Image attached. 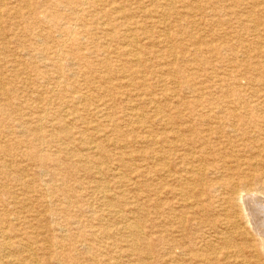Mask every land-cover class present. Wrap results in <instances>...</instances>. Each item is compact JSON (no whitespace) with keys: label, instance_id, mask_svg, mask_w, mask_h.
Wrapping results in <instances>:
<instances>
[{"label":"rangeland","instance_id":"rangeland-1","mask_svg":"<svg viewBox=\"0 0 264 264\" xmlns=\"http://www.w3.org/2000/svg\"><path fill=\"white\" fill-rule=\"evenodd\" d=\"M124 1L0 2V264H205L191 252L217 240L206 225L225 219L216 185L226 173L203 171L192 157L208 132L200 115L236 110L264 126V0ZM205 156L224 159L212 150ZM194 222L206 225L199 232Z\"/></svg>","mask_w":264,"mask_h":264},{"label":"bare ground","instance_id":"bare-ground-1","mask_svg":"<svg viewBox=\"0 0 264 264\" xmlns=\"http://www.w3.org/2000/svg\"><path fill=\"white\" fill-rule=\"evenodd\" d=\"M3 1H6V0H3ZM3 1H0L1 3ZM24 0H22L23 2ZM58 1V0H57ZM86 0H84L85 2ZM110 1V0H108ZM119 1V0H118ZM124 1V0H123ZM131 1V0H130ZM133 1V0H132ZM176 1V0H175ZM188 1V0H187ZM10 2V1H8ZM19 2V1H17ZM28 2V1H27ZM35 2V1H34ZM50 2V1H49ZM69 2V1H68ZM83 2V3H84ZM95 2V1H93ZM126 2V0L124 1ZM123 2V3H124ZM157 2V1H156ZM167 2V1H166ZM178 2V1H177ZM25 3V2H24ZM29 3V2H28ZM75 3V2H74ZM82 3V2H80ZM82 3V4H83ZM121 3V2H119ZM180 3V1H179ZM178 3V5H179ZM192 3V2H191ZM20 4V2H19ZM22 4V3H21ZM71 4V3H70ZM91 4V2H90ZM94 4V3H93ZM96 4V3H95ZM105 4V1L104 3ZM127 4V3H126ZM136 4V3H135ZM165 4V3H164ZM171 4V3H169ZM260 4V3H259ZM4 5V4H3ZM6 5V4H5ZM113 5V4H112ZM2 6V5H1ZM22 6V5H21ZM24 6V4H23ZM114 6V5H113ZM123 6V5H122ZM136 6V5H135ZM134 6V7H135ZM259 6V5H258ZM16 7H19L17 6L16 4ZM64 7V6H63ZM84 7V6H82ZM93 7V6H92ZM96 7V6H95ZM94 7V8H95ZM108 7V6H107ZM133 7V8H134ZM171 7V6H170ZM173 7V6H172ZM198 7V6H197ZM23 9V7H21ZM25 8V7H24ZM73 8V7H72ZM127 8V7H126ZM132 8V9H133ZM136 8V7H135ZM175 8V7H174ZM200 8V7H199ZM42 9V8H41ZM67 9V8H66ZM69 9V8H68ZM89 9V8H88ZM111 9V8H110ZM120 9V8H119ZM143 9V8H142ZM13 10V9H12ZM24 10V9H23ZM54 10V8H53ZM71 10V9H70ZM114 10V9H113ZM137 10V9H136ZM9 11V10H8ZM17 11V10H16ZM27 11V10H26ZM69 11V10H68ZM79 11V10H78ZM94 11V10H93ZM92 11V13H93ZM110 11V10H109ZM115 11V10H114ZM117 11V10H116ZM135 11V9L133 10ZM132 11V12H133ZM97 12V11H96ZM6 13V12H5ZM79 13V12H78ZM92 13L90 15H92ZM100 13V12H99ZM111 13V12H110ZM129 13V12H128ZM136 13V12H135ZM139 13V11L137 12ZM136 13V14H137ZM164 13V12H163ZM187 13V12H186ZM199 13V12H198ZM34 14V13H33ZM188 14V13H187ZM197 14V13H196ZM235 14V13H234ZM240 14V13H239ZM1 15V14H0ZM16 15V14H15ZM28 15V14H27ZM64 15V14H63ZM68 15V14H67ZM86 15H88L87 11H86ZM104 15V14H103ZM127 15V13H126ZM130 15V14H129ZM135 15V14H134ZM166 15V13H165ZM172 15V14H171ZM12 16V13L11 15ZM26 16V14H25ZM137 16V15H136ZM193 16V15H192ZM198 16V15H197ZM14 17V15H13ZM17 17V16H16ZM29 17V16H28ZM35 17V16H34ZM51 17V16H50ZM72 17V16H71ZM91 17V16H90ZM104 17L106 18V16L104 15ZM128 17V16H127ZM144 17V16H143ZM10 18V17H9ZM15 18V17H14ZM18 18V17H17ZM20 18V17H19ZM66 18H69L66 16ZM87 18V17H86ZM114 18H117V17H113V20ZM125 18V17H124ZM142 18V17H141ZM251 18V17H250ZM145 19V18H144ZM259 19V18H258ZM4 20V19H3ZM6 20V18H5ZM18 20V19H17ZM64 20V19H62ZM77 20V19H76ZM83 20V19H82ZM85 20V19H84ZM90 20V19H89ZM106 20V19H105ZM141 20V19H140ZM255 20V19H254ZM1 21V20H0ZM9 21V20H7ZM11 21V20H10ZM16 21V20H15ZM29 21V20H28ZM97 21V20H96ZM101 21V20H99ZM107 21V20H106ZM166 21V20H164ZM173 21V20H172ZM171 21V22H172ZM236 21V20H235ZM234 21V22H235ZM24 22H27L24 21ZM22 21V23H24ZM43 22V21H42ZM75 22V21H74ZM20 23V21H19ZM119 23H122V22H119ZM133 23V22H132ZM155 23V22H154ZM157 23V22H156ZM201 23L203 24V22L201 21ZM237 24V21L235 22ZM4 24H5V21H4ZM13 25V23H11ZM35 24V23H34ZM135 24V23H134ZM188 24V23H187ZM190 24V23H189ZM78 25V24H77ZM82 25V24H81ZM102 25V24H101ZM116 25V24H115ZM122 25V24H121ZM133 25V24H132ZM163 25V24H162ZM240 25V24H239ZM8 26V25H7ZM22 26V25H21ZM29 26V25H28ZM36 26V25H35ZM95 26V25H94ZM111 26V25H109ZM118 25H116L117 27ZM134 26V25H133ZM132 26V27H133ZM149 26V25H148ZM182 26L183 23H182ZM189 26V25H188ZM191 26V25H190ZM189 26V27H190ZM200 26V24H199ZM235 26V25H234ZM237 26V25H236ZM246 26V25H245ZM6 26H4L5 28ZM82 27V26H81ZM98 27V26H97ZM100 27V26H99ZM195 27V26H194ZM16 28V27H15ZM66 28V27H65ZM102 28V27H101ZM100 28V31H102ZM118 28V27H117ZM197 28V27H196ZM194 28V29H196ZM7 29H9V27H7ZM12 29V27H11ZM84 29V28H83ZM99 29V28H98ZM153 29V28H152ZM249 29V28H248ZM13 30V29H12ZM29 30V29H28ZM31 30V29H30ZM39 30V29H38ZM70 30V29H69ZM145 30V29H144ZM177 30V29H176ZM112 31V29H111ZM109 31V32H111ZM127 31V30H126ZM151 31V30H150ZM164 31V30H163ZM6 32V30H5ZM14 32H15V29H14ZM87 32V31H86ZM99 32V31H97ZM108 32V31H107ZM143 30H142V34H143ZM149 32V31H148ZM152 32V31H151ZM178 32V30L176 31ZM49 33V32H48ZM67 33V32H66ZM72 33V32H71ZM128 33V32H127ZM155 33V32H154ZM167 33V32H165ZM179 33V32H178ZM184 33V32H183ZM226 33V32H225ZM252 33V32H251ZM23 34V33H22ZM50 34V33H49ZM79 34V32H78ZM80 34L81 31H80ZM108 34V33H107ZM121 34L124 35V33L121 31ZM120 34V35H121ZM137 34V33H136ZM169 34V33H168ZM63 35V34H62ZM72 35V34H71ZM83 35V34H82ZM94 35V34H92ZM119 35V34H118ZM156 35V34H154ZM195 35H196V32H195ZM1 36V35H0ZM18 36V35H17ZM79 36V35H78ZM88 36H89V33H88ZM91 36V35H90ZM89 36V37H90ZM95 36V35H94ZM103 36H104V33H103ZM150 36V35H149ZM167 36V35H166ZM192 36V35H191ZM205 36V35H204ZM210 36V35H209ZM26 37V36H25ZM34 37V36H33ZM37 37V36H36ZM51 37V36H50ZM57 37V36H56ZM55 37V38H56ZM130 36H128L129 38ZM17 38V37H15ZM49 38V37H46V39ZM95 38V37H94ZM103 38V37H102ZM101 38V39H102ZM106 38V37H105ZM122 38V37H121ZM127 38V36H126ZM131 38V37H130ZM198 38V37H197ZM4 39V38H3ZM45 39V40H46ZM69 39V38H68ZM90 39V38H89ZM88 39V40H89ZM92 39V38H91ZM118 39V42L119 43V37L117 38ZM123 39V38H122ZM173 39V38H171ZM186 39V38H185ZM227 39V38H226ZM248 39V38H247ZM41 40V39H40ZM109 40V39H107ZM114 41L115 38L113 39ZM144 40V39H142ZM146 40V39H145ZM38 41V40H37ZM121 41V40H120ZM123 41V40H122ZM121 41V42H122ZM140 41V40H139ZM175 41V39H174ZM172 41V42H174ZM181 41V40H180ZM227 41V40H226ZM20 44L22 43L21 41H19ZM47 42V41H46ZM105 42V41H104ZM111 42V41H110ZM125 43V41H123ZM136 42V41H135ZM142 43V41H140ZM176 42V41H175ZM228 42V41H227ZM24 43V42H23ZM43 43H44V39H43ZM112 43V42H111ZM115 43V42H114ZM123 43V44H124ZM153 43V42H151ZM162 43V42H160ZM194 43V42H193ZM19 44V43H18ZM17 44V45H18ZM91 44V43H90ZM134 44V43H132ZM185 44V43H184ZM192 44V43H190ZM2 45V44H1ZM0 45V46H1ZM15 45V43H14ZM48 45V44H47ZM50 45V44H49ZM60 45V43L58 44ZM121 45V44H120ZM127 45V44H126ZM149 45V44H148ZM147 45V47H148ZM188 45V44H187ZM29 46V45H28ZM71 46V45H69ZM75 46V45H74ZM117 46V45H116ZM131 46V45H130ZM134 46V45H133ZM145 46V45H144ZM262 46V45H261ZM2 47V46H1ZM20 47V46H19ZM30 47V46H29ZM121 47V46H120ZM119 47V48H120ZM151 47V45H150ZM153 47H154V44H153ZM224 47V46H223ZM263 47V46H262ZM21 48V47H20ZM53 48V47H52ZM60 48V47H59ZM67 48V46H66ZM2 49V48H0ZM32 49V48H31ZM43 49V48H42ZM68 49V48H67ZM104 49V50H103ZM102 50L104 51L105 53V49L106 48H103ZM121 49V48H120ZM119 49V50H120ZM162 49V48H161ZM181 49V48H180ZM225 49V48H224ZM228 49V48H227ZM250 49V48H249ZM4 50V49H3ZM57 50V49H56ZM59 50V49H58ZM81 50V48L79 49ZM229 50V49H228ZM66 51V50H65ZM64 51V52H65ZM95 51V49H94ZM93 51V52H94ZM102 51V52H103ZM123 51V50H122ZM148 50H146L147 52ZM7 52V51H5ZM16 52V51H15ZM24 52V51H23ZM50 52V51H49ZM97 52V51H96ZM107 52V50H106ZM135 52V51H134ZM222 52V51H221ZM3 53V52H2ZM8 53V52H7ZM13 53V52H12ZM22 53V52H21ZM58 53V52H57ZM66 53V52H65ZM120 53L122 54V52L120 51ZM124 53V51H123ZM132 53V52H131ZM153 53H154V50H153ZM168 53V52H167ZM217 53V52H216ZM241 53V52H240ZM56 54V53H55ZM126 54V53H125ZM155 54V53H154ZM257 53H255L256 55ZM5 55V53H4ZM9 55V53H8ZM14 55V54H13ZM17 55V54H16ZM20 55V54H19ZM25 55V53H24ZM30 55V54H29ZM46 55V54H45ZM67 55V54H66ZM92 55V54H91ZM109 55V53H108ZM114 55V54H113ZM124 55V54H123ZM156 55V54H155ZM168 55V54H167ZM258 55V54H257ZM256 55V56H257ZM107 56V54L105 55ZM120 57H122V55H119ZM137 56V55H136ZM163 56V55H162ZM248 56V55H247ZM263 56V55H262ZM12 56H10L9 58H11ZM17 57V56H15ZM66 57V56H65ZM138 57V56H137ZM217 57H219L217 55ZM239 57V56H238ZM26 58V57H25ZM48 58V57H47ZM68 57H66L65 59H67ZM93 58V57H92ZM107 58V57H105ZM125 58V57H124ZM139 58V57H138ZM196 58V57H195ZM6 59V57H5ZM4 59V60H5ZM35 59V58H34ZM38 59V58H37ZM55 59V58H54ZM82 58H80L81 60ZM94 59V58H93ZM126 59V58H125ZM219 59V58H218ZM240 59V58H238ZM263 59V58H262ZM2 60V59H1ZM11 60V59H10ZM17 60H20L18 59L17 57ZM23 60V59H22ZM49 60V59H48ZM53 60V59H52ZM108 60H109V57H108ZM113 60V59H112ZM191 60V58H190ZM67 61V60H66ZM84 61V60H83ZM104 60L102 59V62ZM118 61V60H117ZM127 61V60H126ZM173 61V60H172ZM12 62V61H11ZM14 62V60H13ZM23 62V61H21ZM26 62H29V61H26ZM25 62V63H26ZM40 62V61H39ZM55 62V61H54ZM58 62V61H57ZM68 62V61H67ZM66 62V63H67ZM105 62V61H104ZM128 62V61H127ZM137 62V61H136ZM167 62V61H166ZM6 63V62H4ZM10 63V61H9ZM24 63V62H23ZM24 63V64H25ZM31 63V62H30ZM37 63V61H36ZM65 63V64H66ZM129 63V62H128ZM252 63V62H251ZM262 63V62H261ZM20 64V67L21 66V63ZM43 64V63H42ZM50 64V63H49ZM104 64V63H103ZM111 64V63H110ZM239 64V63H237ZM23 65V64H22ZM26 65V64H25ZM84 65V64H83ZM91 65L92 62H91ZM109 65V64H108ZM164 65V64H163ZM28 66V65H26ZM55 66V65H54ZM53 66V68H54ZM88 66V65H87ZM86 66V67H87ZM98 66V65H97ZM114 66V65H113ZM116 66V65H115ZM119 66V65H117ZM161 66V65H160ZM197 66V65H196ZM199 66V65H198ZM246 66V65H245ZM51 67V66H50ZM56 67V66H55ZM65 67V66H64ZM100 67V66H99ZM102 67V66H101ZM100 67V68H101ZM120 67V66H119ZM131 67V66H128V68ZM136 67V66H135ZM200 67V66H199ZM16 68V67H15ZM28 68H30L28 66ZM42 68V67H41ZM88 68V67H87ZM103 68V67H102ZM31 69V68H30ZM29 69V70H30ZM43 69V68H42ZM55 69V68H54ZM115 69L117 68H114L113 71H115ZM122 69V68H121ZM200 69V68H199ZM56 70V69H55ZM111 70V68H110ZM166 70V69H164ZM186 70V69H185ZM184 70V72H186ZM221 70V69H220ZM257 70V69H256ZM34 71V70H33ZM66 71L67 68H66ZM97 71V70H96ZM104 71V70H103ZM102 71V72H103ZM120 71V70H119ZM169 71V70H168ZM167 71V73H168ZM65 72V71H64ZM165 72V71H164ZM21 73H24V72H21ZM127 73V72H125ZM212 73V72H211ZM253 73V72H252ZM33 73H31L32 75ZM74 74V73H73ZM81 74V73H80ZM101 74V73H100ZM104 74V73H103ZM110 74V73H109ZM117 74L118 71H117ZM5 75V74H4ZM9 75V74H8ZM13 75V74H12ZM16 75V74H15ZM19 75V74H17ZM23 75V74H22ZM25 75V74H24ZM171 75V74H170ZM197 75V74H196ZM214 75V74H213ZM253 75V74H252ZM258 75V74H257ZM27 76V74H26ZM33 76V75H32ZM35 76V75H34ZM49 76V75H48ZM61 76V75H60ZM63 76V75H62ZM82 76V75H81ZM173 76V75H172ZM187 76V75H186ZM1 77V75H0ZM18 77V76H17ZM129 77V76H128ZM37 78V76H36ZM52 78V77H51ZM76 78V77H75ZM171 78V77H170ZM89 79V77H88ZM99 79V78H98ZM175 79V78H174ZM17 80V79H16ZM34 80H36L34 78ZM56 80V78H55ZM54 80V81H55ZM76 80V79H74ZM73 80V81H74ZM81 80V79H80ZM193 80V79H192ZM6 81V80H5ZM13 81V80H12ZM173 81V80H171ZM7 82V81H6ZM15 82V80H14ZM26 82V81H25ZM39 82V81H37ZM47 82V81H46ZM12 83V82H11ZM41 83V81H40ZM109 83V81H108ZM138 83V82H136ZM159 83V82H158ZM170 83V81L168 82ZM177 83V82H176ZM14 84V83H13ZM26 84V83H25ZM29 84V83H28ZM50 84H53V82ZM126 84V83H125ZM140 84V83H139ZM153 84V83H152ZM157 84V83H156ZM36 84H33L32 86H34ZM41 85V84H40ZM47 85V84H46ZM77 85V84H76ZM119 85V83H118ZM127 85V84H126ZM10 86V85H9ZM24 86V85H23ZM29 86V85H28ZM37 86V85H36ZM103 86V85H102ZM129 86V85H128ZM152 86V85H151ZM159 86V85H158ZM196 86H197V83H196ZM224 86V85H223ZM238 86V85H237ZM43 87V86H42ZM110 87V85H109ZM133 87V86H132ZM30 88V87H29ZM35 88V86H34ZM86 88V86L84 87ZM97 88V87H96ZM126 88V87H125ZM54 90V88H52ZM95 89V88H94ZM112 89V87L110 88ZM32 90V89H31ZM98 90V89H97ZM166 90V89H164ZM248 90V89H247ZM37 91V90H36ZM35 91V92H36ZM41 91V90H39ZM38 91V92H39ZM46 91V90H45ZM55 91V90H54ZM99 91V90H98ZM26 92V91H25ZM28 92V91H27ZM56 92V91H55ZM62 91H60L61 93ZM69 92V90H68ZM108 93V91H106ZM250 92V91H249ZM3 93V92H2ZM70 93H73V92H70ZM141 93V92H140ZM17 94V93H16ZM77 94V93H76ZM99 94V93H98ZM25 95V94H24ZM27 95V94H26ZM96 95V94H95ZM142 95V93H141ZM3 96V95H2ZM22 96V95H21ZM37 96V94H36ZM100 96V95H99ZM264 96V95H263ZM39 97V96H38ZM38 97H35V98H38ZM60 97L61 94H60ZM140 97V96H139ZM203 97V96H202ZM6 98V97H5ZM11 98V97H10ZM24 98V97H23ZM26 98V96H25ZM57 98V96H56ZM73 98V97H72ZM87 98V97H86ZM93 98V97H91ZM2 99H4L2 97ZM1 99V100H2ZM55 99V98H54ZM74 99V98H73ZM84 99V98H82ZM123 99V98H122ZM36 100V99H35ZM64 100L66 101L65 97H64ZM93 100V99H92ZM97 100V98H96ZM99 100V99H98ZM97 100V101H98ZM105 99H103L104 101ZM109 100V99H108ZM117 100V98H116ZM121 100V98H120ZM125 100V99H124ZM123 100V102H124ZM7 101V100H6ZM49 101V100H48ZM56 102V100H54ZM84 101V100H83ZM94 101V100H93ZM102 101V100H101ZM102 101V102H103ZM131 101V100H130ZM162 101V100H161ZM2 102V101H1ZM50 102V101H49ZM48 102V103H49ZM53 102V101H52ZM86 102V101H85ZM106 102V100H105ZM110 102V101H109ZM120 103V104H123ZM136 102V101H135ZM140 102V101H139ZM76 103V102H75ZM82 103V101H81ZM94 103V102H92ZM91 103V104H92ZM138 103V102H137ZM51 104V103H50ZM78 104V103H77ZM105 104V103H103ZM128 104V103H127ZM144 104V103H143ZM142 104V105H143ZM157 104V103H156ZM161 104V102H160ZM227 103L224 102V100H218V105H225ZM30 105V104H29ZM61 105V104H59ZM93 105V104H92ZM96 105V104H95ZM210 105V104H209ZM17 106V105H16ZM20 106V104H19ZM80 106V105H79ZM88 106V105H87ZM103 106V105H102ZM146 106V105H145ZM154 106V105H153ZM166 106V105H165ZM211 107H214L216 105L214 104H211L210 105ZM4 107V106H3ZM31 107V106H29ZM37 107V106H36ZM35 107V108H36ZM45 107V105H44ZM60 107V106H59ZM65 106H63L62 109H65L64 108ZM173 107V106H172ZM238 107V106H237ZM16 108V107H15ZM75 108V107H74ZM80 108V107H79ZM102 108V107H101ZM134 108V107H133ZM145 108V107H144ZM222 108H224L222 106ZM221 107L219 108H216V109H222ZM2 109V108H1ZM17 109V108H16ZM15 109V110H16ZM38 109V108H36ZM35 109V110H36ZM48 109V108H47ZM46 109V110H47ZM61 109V110H62ZM105 111V109L107 108H103ZM124 109V108H123ZM122 109V110H123ZM171 109V108H170ZM19 110V109H17ZM31 110V109H30ZM34 110V109H33ZM40 110V109H39ZM43 110V109H42ZM71 110V109H69ZM121 110V109H120ZM127 110V109H126ZM145 110V109H144ZM3 111V110H2ZM20 111V110H19ZM18 111V112H19ZM37 111V110H36ZM74 111V110H73ZM100 111V109H99ZM116 111V110H115ZM48 112V111H47ZM64 112V111H63ZM102 112V111H101ZM129 112V111H128ZM132 112V111H131ZM146 112V110H145ZM9 113V112H8ZM8 113H6V115H8ZM71 113V111L69 112V114ZM151 113V112H150ZM176 113V112H175ZM240 113L242 112H238L236 110H234L233 112H229L227 114V116H223V114H225L222 110L221 111H214V110H210L209 112H207L205 115H200V117L202 118V121L203 123L206 124V126H208V132L204 135H202V138L199 139V141H201L200 145L198 147H196V149L198 148L199 149V156L196 155V153L192 156L194 161L195 162H198L200 163V165L203 166L202 170L203 171H209V172H213V171H224V173H226V178H224L222 180L221 183H217L216 185V188L220 187L222 188V191L224 193V196L222 195L220 201L222 202V205H226L225 209H222V211H224L225 213V219L221 220V223H220V226L217 225V223H207L208 225H206V223L204 222H194L195 226L194 227H197L198 231L200 232V229L203 225H206L208 226V229L209 231L215 233L214 237L217 239L215 241H210L211 239H209V241L207 243H210L209 245V248L207 251H203L201 250V248H198L197 250L198 251H194L195 253L191 252V256L192 257H196V258H200V259H203L205 264H220V263H224V261H231L232 264H264V126L262 127H259L258 125H255V123L248 117H245V116H242ZM33 114H34V111H33ZM51 114V112L49 113ZM68 114V115H69ZM82 114V113H81ZM197 114V113H196ZM10 115V114H9ZM8 115V116H9ZM25 115V114H24ZM48 115V114H47ZM71 115V114H70ZM22 116V115H21ZM45 116V115H44ZM67 116V114L65 115ZM104 116V115H103ZM126 116V115H125ZM135 116V115H134ZM141 116V115H140ZM151 116V115H150ZM155 116V115H154ZM15 117V115L13 116ZM27 117V116H26ZM100 117V116H99ZM121 117V116H120ZM229 117V119H227ZM24 118V117H22ZM86 118V117H85ZM110 118V117H109ZM116 118V117H115ZM123 118V117H122ZM155 118V117H154ZM192 118H196V117H192ZM5 119V118H4ZM54 119V117H53ZM191 118L188 119V121L190 120ZM28 120V119H27ZM183 123V125L185 126V128L187 129L186 132H189V128H190V124H187L188 121L186 120H182L180 119ZM226 120H231L233 121V123L231 125H229V127H225V124H226ZM24 121V120H23ZM26 121V119H25ZM29 121V120H28ZM41 121V120H40ZM56 121V120H54ZM121 121V119H120ZM133 122H136V121H133ZM124 123V122H122ZM40 124V123H39ZM108 124V123H107ZM59 125V124H58ZM79 125V124H77ZM136 125V124H135ZM159 125V124H158ZM6 126V125H5ZM48 126V124H47ZM62 126V125H61ZM71 126L70 125V129H71ZM90 126V125H89ZM74 127V126H73ZM79 127V126H78ZM60 128V127H59ZM65 128V127H64ZM77 128V127H76ZM94 128V127H93ZM5 129V128H4ZM176 129V128H175ZM49 130V129H48ZM83 130V129H82ZM16 131V130H15ZM22 131V130H21ZM84 131V130H83ZM142 131V129H141ZM170 131V130H169ZM20 132V130H19ZM38 132V131H37ZM49 132V131H48ZM51 132V131H50ZM145 133V131H142ZM11 133V132H10ZM53 133V132H52ZM85 134V133H84ZM146 134V133H145ZM149 134V132H148ZM9 135V134H8ZM62 138V137H61ZM65 138V137H64ZM60 139V137L58 138V140ZM71 139V138H70ZM13 140L15 141V139L13 138ZM12 140V141H13ZM31 140V139H30ZM65 140V139H64ZM99 140V139H98ZM104 140V139H103ZM11 141V142H12ZM32 141V140H31ZM147 142V141H146ZM179 142H182V143H185L186 144V147H190L191 145L188 143V139L186 138H182L180 137L179 138ZM91 143V142H90ZM96 143V142H95ZM9 145V144H8ZM25 145V144H24ZM38 144H36L37 146ZM62 145V144H61ZM91 145V144H90ZM127 145V144H126ZM147 145V144H146ZM12 146V145H11ZM35 146V147H36ZM197 146V144H196ZM5 147V146H4ZM10 147V146H9ZM32 147V146H31ZM39 147V146H37ZM79 147V146H78ZM123 147V146H122ZM26 149V148H25ZM33 150V148H31ZM62 149V148H61ZM208 150H212L213 151V156L216 155V156H221V158H224V159H220L219 157V164L216 163V161L214 159H210L208 156H205L207 155V151ZM68 151V150H67ZM91 151V150H90ZM135 151V150H134ZM162 151V150H161ZM198 151V150H197ZM229 151V152H227ZM75 152V151H74ZM86 152V150H85ZM128 152V151H127ZM43 153V152H42ZM83 153V152H81ZM12 154V153H11ZM35 154V153H34ZM128 154V153H127ZM168 154V153H167ZM243 154H249L250 155V158L249 159H246L243 157ZM32 155V154H31ZM118 155V154H117ZM116 155V156H117ZM125 155V154H124ZM208 155H211V154H208ZM13 156V155H12ZM213 156L211 158H213ZM2 157V156H1ZM23 157V156H21ZM139 157V156H138ZM178 157V156H177ZM176 157V159H177ZM215 157V156H214ZM14 158V157H13ZM61 158H63L64 160V157L61 156ZM156 158V157H155ZM2 159V158H0ZM67 159V158H66ZM100 159V158H99ZM119 159V158H118ZM144 159V158H143ZM20 160V159H19ZM164 160V159H163ZM27 161V160H26ZM67 161V160H65ZM122 161V160H120ZM127 161V160H126ZM214 161V163L216 164H212V162ZM10 162V161H9ZM218 162V161H217ZM11 163V162H10ZM95 163V162H94ZM111 163V162H110ZM109 163V164H110ZM156 163V162H155ZM158 163V162H157ZM6 165V164H5ZM32 165V164H31ZM122 165V164H121ZM140 165V164H139ZM232 165V166H230ZM154 166V165H153ZM164 166V164H163ZM168 166V165H167ZM6 167H9V166H6ZM23 167V166H22ZM30 167V166H28ZM92 167V166H91ZM231 167H233L231 169ZM10 168V167H9ZM27 168V167H26ZM41 168V167H40ZM127 168V167H126ZM139 168V167H138ZM142 168V167H140ZM139 168V169H140ZM115 169V168H114ZM36 170V169H35ZM117 170V169H116ZM23 170H21L22 172ZM100 171V170H99ZM115 171V170H114ZM160 171V170H159ZM185 171V170H184ZM18 172V171H17ZM108 172V171H107ZM196 172V171H195ZM23 173V172H22ZM78 173V172H77ZM126 173V172H125ZM190 173V172H189ZM192 173V172H191ZM5 174V173H4ZM166 174V173H165ZM212 174V173H211ZM17 175V173H16ZM41 176V174H39ZM122 175V174H121ZM107 176V175H106ZM157 176H158V172H157ZM161 176V175H160ZM194 176V175H192ZM9 177V176H7ZM116 177V176H115ZM138 177V176H137ZM144 177V176H143ZM200 177V176H199ZM34 178V177H33ZM126 178V177H125ZM142 178V177H141ZM149 178V177H147ZM158 178V177H156ZM220 178V177H218ZM36 179V178H35ZM19 181V180H18ZM106 181V180H105ZM218 181V180H217ZM154 183V181H152ZM191 182V181H190ZM196 182V181H195ZM35 183V181H34ZM198 183V182H196ZM14 184V183H13ZM97 184V183H96ZM115 184V183H114ZM191 184V183H190ZM107 185V184H106ZM116 185V184H115ZM183 185V184H182ZM195 185V184H194ZM193 185V186H194ZM14 186V185H12ZM21 186V185H20ZM19 186V187H20ZM31 186V185H30ZM61 186V185H60ZM117 186V185H116ZM27 187V186H26ZM44 187V186H43ZM120 187V186H119ZM5 188V187H4ZM78 188V187H77ZM80 188V186H79ZM123 188V187H122ZM183 188V187H182ZM74 189V188H73ZM92 189V188H91ZM107 189V188H106ZM135 189V188H134ZM138 189V188H137ZM185 189V188H184ZM199 189V186H195L193 188V191L196 192L197 190ZM17 190V189H16ZM15 190V191H16ZM20 190V189H19ZM27 190H30V189H27ZM99 190V189H98ZM31 191V190H30ZM43 191V190H42ZM41 191V192H42ZM107 191V190H106ZM111 191V190H110ZM125 191V190H124ZM146 191V189L144 190ZM10 192V191H9ZM27 192V191H25ZM38 192V191H37ZM112 192V191H111ZM177 192V191H176ZM32 193V192H31ZM124 193V192H123ZM23 194V193H22ZM27 194V193H26ZM41 194V193H40ZM43 194V192H42ZM53 195V194H52ZM27 196V195H26ZM36 196V195H35ZM100 196V195H99ZM10 197V196H9ZM17 197V196H16ZM39 197V196H38ZM38 197H36L38 199ZM186 197V196H185ZM202 197V196H201ZM12 198V197H11ZM31 198V197H29ZM35 198V197H34ZM49 198V197H48ZM56 198V197H55ZM111 198V197H110ZM135 198V197H134ZM212 198V197H211ZM36 200V199H35ZM74 200V199H73ZM112 200V199H111ZM110 200V201H111ZM188 200V199H186ZM1 201V200H0ZM6 201V200H5ZM57 201V200H56ZM115 201V200H114ZM219 201V202H220ZM27 202V201H26ZM207 202V201H206ZM58 203V202H57ZM65 203V202H64ZM63 203V204H64ZM75 204V203H74ZM28 205V203H27ZM70 205V204H69ZM89 205V204H88ZM188 206V205H187ZM91 207V206H89ZM193 207V206H192ZM21 208V207H20ZM100 208V207H99ZM3 209V208H2ZM15 209V208H14ZM80 209V208H79ZM107 209V208H106ZM192 209V208H191ZM41 210V209H40ZM43 210V209H42ZM46 210V208H45ZM201 210H205V209H201ZM2 211V210H1ZM23 211V210H22ZM54 211V210H53ZM3 212V211H2ZM113 212V210H112ZM18 213V212H17ZM26 213V212H25ZM23 213V214H25ZM129 213V212H128ZM181 213V212H180ZM27 214V213H26ZM111 214V213H110ZM115 214V213H114ZM217 215V214H216ZM170 216V214H169ZM178 218V217H176ZM184 218V217H183ZM22 219V218H21ZM143 219V218H142ZM101 220V218H100ZM215 220V219H214ZM20 221V220H19ZM52 221V220H51ZM125 222V221H124ZM207 222V221H206ZM120 223V222H119ZM24 224V223H23ZM105 224V223H104ZM118 224V223H117ZM121 224V223H120ZM142 225V223H141ZM6 226V225H5ZM17 226V225H16ZM15 226V227H16ZM18 227V226H17ZM22 228V227H21ZM105 228H106V224H105ZM136 228V227H134ZM224 228V229H223ZM92 229V228H91ZM103 229V228H102ZM227 230L229 229L230 230V236H232V241L229 240V234H227L228 232H223V230L218 233L219 231L217 230ZM6 230V229H5ZM30 230V229H29ZM63 230V229H62ZM161 230V229H160ZM73 231V230H72ZM125 231V230H124ZM139 231V229H138ZM203 231V230H202ZM14 232V231H13ZM20 232V231H19ZM132 232V231H131ZM141 232V231H140ZM199 232H195L194 236H193V239H192V243H197V234ZM25 233V232H24ZM204 233V231H203ZM142 234V233H141ZM120 235V234H119ZM228 235V236H227ZM235 235H239V236H244L245 239L247 240H250L253 244L252 246H249L247 243L244 242V244L240 245L237 244L233 238H236ZM17 236V235H16ZM19 237V235L17 236ZM6 238V237H5ZM4 239V238H3ZM114 239V238H113ZM244 239V238H243ZM15 240V239H14ZM27 241V240H26ZM93 241V240H92ZM61 242V241H60ZM22 243V242H21ZM26 243V242H25ZM63 243V242H62ZM61 243V244H62ZM122 243V242H121ZM47 244V243H46ZM134 244V243H133ZM29 246V245H27ZM141 247V246H140ZM194 247H196V244H194ZM31 248V247H30ZM72 248V247H71ZM128 248V247H127ZM21 249V248H20ZM24 249V248H23ZM61 249V248H60ZM27 250V249H26ZM58 250V249H57ZM3 251V250H2ZM1 251V252H2ZM203 251V252H201ZM24 252V251H23ZM115 252V251H114ZM170 252V251H169ZM4 253V252H3ZM19 253V252H18ZM75 253V252H74ZM20 254V253H19ZM113 254V253H112ZM183 254V253H182ZM2 255V254H1ZM16 255V254H15ZM33 255V254H32ZM115 255V254H114ZM8 256V254H7ZM6 256V257H7ZM2 257V256H1ZM21 257V256H20ZM19 257V258H20ZM27 257V255L25 256ZM117 257V256H116ZM131 258V257H130ZM27 259V258H26ZM33 259V258H32ZM36 259V258H35ZM119 259V258H118ZM21 260V259H20ZM31 260V259H30ZM26 261V260H25ZM36 261V260H35ZM115 261V260H114ZM252 261H256L257 263H253ZM10 261H8L9 263ZM16 262V261H15ZM23 262V260H22ZM28 262V261H27ZM203 262V263H204ZM139 263V262H138ZM5 264V263H4ZM15 264V263H14ZM37 264V263H36Z\"/></svg>","mask_w":264,"mask_h":264}]
</instances>
